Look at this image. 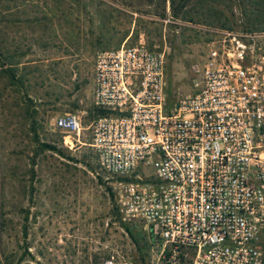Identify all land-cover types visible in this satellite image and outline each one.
<instances>
[{"label":"rangeland","instance_id":"rangeland-1","mask_svg":"<svg viewBox=\"0 0 264 264\" xmlns=\"http://www.w3.org/2000/svg\"><path fill=\"white\" fill-rule=\"evenodd\" d=\"M104 1L0 0V49L20 80L9 85L0 67V264L156 262L155 247L140 260L114 212L111 180L89 145L97 51L139 41L163 51L169 106L193 93L191 66L213 45L234 46L242 64L264 68V32L170 24L167 12L155 23L147 13ZM136 17L141 20L134 30L129 20ZM67 113L83 122L80 142L71 148L54 126ZM39 142L54 144L64 155L40 151ZM136 224L132 229L142 236L143 226Z\"/></svg>","mask_w":264,"mask_h":264},{"label":"built area","instance_id":"built-area-1","mask_svg":"<svg viewBox=\"0 0 264 264\" xmlns=\"http://www.w3.org/2000/svg\"><path fill=\"white\" fill-rule=\"evenodd\" d=\"M242 60L209 47L191 66L193 93L169 106L163 51L139 41L95 54L92 107L104 114L89 145L154 264H264V68ZM54 126L66 147L80 142L79 115Z\"/></svg>","mask_w":264,"mask_h":264},{"label":"trees","instance_id":"trees-1","mask_svg":"<svg viewBox=\"0 0 264 264\" xmlns=\"http://www.w3.org/2000/svg\"><path fill=\"white\" fill-rule=\"evenodd\" d=\"M97 5H106L104 0H96ZM115 5L120 2L122 8L130 13H147L152 22L163 20L168 13L170 24L175 22H184L206 29H219L231 32L233 30L242 33L264 32V0H116ZM110 6L113 12L119 13L120 9L116 6ZM146 9V10H145ZM111 15V14H110ZM141 18L136 17L129 20L133 21L136 30ZM0 67L9 79V85H17L19 79L16 78V69L12 62H9L5 53L0 49ZM5 65H8L7 67ZM168 99V95H167ZM169 105V104H168ZM96 117L104 114L103 110L93 109ZM39 150L56 151L64 155L54 144L48 142H39ZM110 198L113 200V209L119 216L118 207L115 204L114 193L111 188ZM122 226L128 235L134 240L139 250L140 260L145 259L146 250L152 247L151 239L143 230L142 236L135 232L136 223H128L121 220ZM141 226V225H140ZM142 228V226H141Z\"/></svg>","mask_w":264,"mask_h":264}]
</instances>
